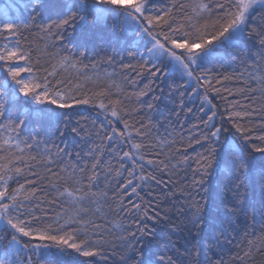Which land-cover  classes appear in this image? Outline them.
Segmentation results:
<instances>
[{
  "label": "snow or ice",
  "instance_id": "snow-or-ice-1",
  "mask_svg": "<svg viewBox=\"0 0 264 264\" xmlns=\"http://www.w3.org/2000/svg\"><path fill=\"white\" fill-rule=\"evenodd\" d=\"M105 33L127 53L121 83L81 66ZM241 45L264 63V0H0V264H63L73 254L84 258L77 264H223L207 252L235 231L246 192L264 213V72L207 67ZM139 79L147 83L131 95L141 104L157 81L183 82L180 111L202 114L187 138L157 137L135 119L141 109L122 84ZM83 106L106 123L86 127ZM67 135L82 142L74 158ZM176 191L184 227L164 207ZM255 255L264 257V235L237 259Z\"/></svg>",
  "mask_w": 264,
  "mask_h": 264
},
{
  "label": "trees",
  "instance_id": "trees-1",
  "mask_svg": "<svg viewBox=\"0 0 264 264\" xmlns=\"http://www.w3.org/2000/svg\"><path fill=\"white\" fill-rule=\"evenodd\" d=\"M64 44H67V40L64 41ZM121 47L122 46L113 36L105 33L102 37L97 39L95 47L90 48L87 55L81 58V66L87 65L89 74L98 73L103 76L105 73H113L114 75L112 79L117 83H121L123 81L124 74V70L121 68V62H129L127 53L121 51ZM105 52H107V56H105ZM71 54L74 57H79V52L76 51L74 47ZM221 55L224 56L223 66H221L220 63H213L207 66L210 70L221 73L227 72L235 75L244 73L245 76L249 73L259 75L261 72H264V63L258 62V49L253 48L250 45H241L240 47L231 49L226 53H221ZM109 56L114 57L112 63L107 62ZM94 63L96 64L95 69L92 68ZM146 83V80L139 79L135 87L126 82H123L122 84L124 91L131 96V103L129 104V107L141 109L139 115L135 116V119H142L145 123L150 122L151 130L157 137H167L169 140L176 139L177 141L181 136L187 138L189 131L192 130L190 126L196 123L202 114L199 113L196 108H194L192 113L180 111L181 97L179 95V91H183V89L181 88L179 91L176 89L177 85L182 84L183 82L179 80H176L175 82L172 80H165L163 83H160L157 81L152 85L155 90L148 96L141 98L143 101L142 104L137 103L136 97L131 94L134 91L143 88ZM229 86L233 87L235 85L230 83ZM161 88L163 89V93H161ZM170 90L173 92L172 96H169ZM188 91L190 92L191 89L189 88ZM113 92L115 94L116 89H113ZM157 95L161 96V99L154 102V108L152 110H148L146 104L152 101V96ZM113 98H115V95ZM229 99H231V97ZM215 102L219 103L218 100ZM195 104L198 105L199 100H196ZM183 105L186 107H193L192 97L185 95L183 97ZM81 112L82 115L86 117V121H82L81 123H85L86 127L91 128V122L93 120L96 121L97 127L101 124V122L106 123L104 114L100 113L98 115L100 112L99 109H95L92 106H83ZM176 113H179V115L177 116ZM129 122L132 123V119H130ZM136 127H139V125L137 124ZM119 128L122 129L123 125L120 124ZM28 131H32V129L30 128ZM169 133L172 135H169ZM132 135L135 137L134 131ZM65 140L67 141L68 150L73 152L74 158L75 151H79L76 145L81 144L82 142L79 137H74L72 135H67ZM56 143L59 144V147L61 148L65 147V143H62L60 140H57ZM94 143L96 145H100L101 140L96 137L94 138ZM82 147L87 148L89 145H82ZM55 150V148L52 149L53 152H55ZM103 159H109L107 153L103 154ZM73 162H75L74 159ZM110 163L113 167L118 166V161L116 159H112ZM211 183L213 186L215 185L214 180L211 181ZM101 187H103V182L101 183ZM242 191L244 190L242 189ZM109 194L111 195V193ZM245 195L249 198L245 208L239 216L233 218V228H235V231L230 230L229 239L222 240L220 245L212 251L207 252V256L211 257L213 261L222 260L223 264H264V257L259 255H255L254 260L237 259L238 256L243 257V253L247 251V239H253L259 243L260 237L264 235V227H262L264 226V219H261V216L264 215V213L260 210L258 199L254 200L252 198L253 194L251 191L246 192ZM191 197L196 200H201L202 203L204 202L202 197L206 199L204 191L199 189L191 190ZM184 202L185 194L180 191H176L175 196L164 205L165 208L170 209L169 214L171 219L175 222V224L181 225V227H184L185 224L184 218L179 214L178 209L182 204H184ZM244 226H247V231L249 233L247 238L244 237ZM168 230L171 234L172 240L182 243L181 238L184 235L182 231H177L172 228H169ZM82 259L84 258L77 257L74 254L68 255L63 257V264H77V261ZM115 259L118 264L119 257L117 256ZM109 264H112V261H109Z\"/></svg>",
  "mask_w": 264,
  "mask_h": 264
}]
</instances>
